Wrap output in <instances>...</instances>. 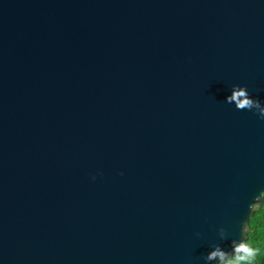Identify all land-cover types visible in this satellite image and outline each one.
Masks as SVG:
<instances>
[{
	"label": "water",
	"instance_id": "95a60500",
	"mask_svg": "<svg viewBox=\"0 0 264 264\" xmlns=\"http://www.w3.org/2000/svg\"><path fill=\"white\" fill-rule=\"evenodd\" d=\"M244 99L264 0H0V264H200L264 184Z\"/></svg>",
	"mask_w": 264,
	"mask_h": 264
},
{
	"label": "clouds",
	"instance_id": "9594fccd",
	"mask_svg": "<svg viewBox=\"0 0 264 264\" xmlns=\"http://www.w3.org/2000/svg\"><path fill=\"white\" fill-rule=\"evenodd\" d=\"M234 95L243 97L245 93L234 89ZM238 104L240 108H259L249 99ZM259 110L264 113V108ZM261 120L264 121V115ZM91 179L95 181L96 175ZM214 231L215 237L200 256V264H264V184L253 189L245 202L244 212L231 227L218 226ZM194 235L199 239L203 234L196 232Z\"/></svg>",
	"mask_w": 264,
	"mask_h": 264
}]
</instances>
